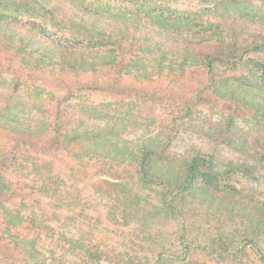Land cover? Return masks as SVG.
I'll list each match as a JSON object with an SVG mask.
<instances>
[{"label": "rangeland", "instance_id": "1", "mask_svg": "<svg viewBox=\"0 0 264 264\" xmlns=\"http://www.w3.org/2000/svg\"><path fill=\"white\" fill-rule=\"evenodd\" d=\"M41 1L53 7L55 17L62 24L61 28H58L51 18H43L32 11L15 10L10 4L0 1V16L7 18L16 16L20 23L14 24L13 28H17V32L12 30L11 39L0 36V81L7 91L5 95H0V106L9 99L10 103L15 104L14 102L23 97L33 98L29 93L38 87L42 90V94L37 100L42 99L44 103L41 101L40 109L24 111L22 115L28 117V120L35 118L43 121L51 130L57 129L59 125L64 130L77 127L76 123L69 120L74 118L73 108L78 100L103 105L108 109L128 111L127 115L132 114L133 120H137L136 125L132 122L127 127L125 124L115 122L113 127L119 130L115 136H120L127 142H136L143 138L147 140L152 137L163 140L167 154L172 158L167 162L158 159L154 164H150L151 174H158L162 170L159 176H166L168 171L172 173L176 170L180 171L178 175H182L187 170L182 163L183 160L190 162L197 157V152H201V158L206 161L209 159L205 155L214 156L216 161L209 162L226 175L221 187H218L216 182L208 183V180L204 179L213 166L204 164L199 167L196 184L172 197L166 186L155 181L142 182L132 171L133 167H129L124 172L123 166H110L106 161L102 162L96 157L84 160L85 163H82V160L76 159L72 147L66 143L64 145L53 143L51 149L44 154L33 151L24 144L23 139L0 131V176L11 186L7 194L0 196V207L5 208L8 214H17L19 218L25 217L26 222L32 219L29 215L33 213L34 217L40 218L39 204L42 201L46 203L41 196V182L37 180L33 183L36 185L31 191L28 189L20 191V184H32V182L24 177L23 169L10 166L13 160L20 158L25 145L30 157L26 160L37 158V163H44L48 168L52 176L50 190L54 192L55 189H52L51 185L58 184L57 190L62 189L64 192V202L62 205H56L60 210L55 206L59 198L56 195L55 198L50 197L48 212L52 218V228L56 233L66 232L73 239L77 238L78 242L86 243L89 253L92 254V258L88 260L91 264H154L157 259H159L158 264H262L258 256L244 243V237H252L264 250V235L260 236L255 231H251L245 221L240 222L236 217L227 216L229 206L225 201L206 203L202 200L203 191L207 192L208 189L217 194L233 196L249 205H253L256 201L261 202L258 201L259 198L264 200V167L261 163L238 154L226 147L219 139L215 140L207 135L211 133L208 128L210 125L226 122L230 105L225 97H219L215 93L202 102H195L192 109L182 106L187 102L186 90L197 80L195 75L187 77V83L181 80L177 82L176 78L168 75H157L140 82L125 76L115 85L119 90H114L116 87L111 86L97 90L90 81L81 80L80 85L72 92H67V88L62 91L61 87L65 84H58L56 81L68 82L69 79L65 76L52 77L46 73L23 69L22 54L16 51L19 45L25 46L27 51L34 50L39 45L38 41L42 39L40 32L51 36L57 34L62 40L73 42L75 37L70 32L72 30L70 21L78 22L74 17V14L76 15L74 9L66 3L55 0ZM74 1L92 10H100L108 14L126 17L164 15L176 23L180 21L183 12L195 11L201 3V0ZM245 6L248 10L264 12V4L257 0H251ZM1 24L4 28L12 29L4 22ZM246 70L254 71L250 66L239 67L235 69L234 77L240 73L247 74ZM259 76L264 78V73ZM218 79L221 80L220 77ZM16 81L19 91L9 97L10 89ZM86 84L90 87L85 88ZM181 85L184 88L178 92ZM196 87L197 84L192 86L193 89ZM147 92L153 95L144 96ZM255 93L259 97L263 95L260 91ZM173 94L178 95L176 100ZM63 96L67 98L65 102L62 101L61 106H58L56 100ZM80 117L84 124L98 128L106 124L111 126L114 121L108 120L106 123L83 115ZM234 123L248 134L252 146L257 136H264V127L256 118L248 121L247 117L241 116L235 118ZM5 134L7 136L4 138ZM9 136L13 139H9ZM112 144L119 146L122 141L114 138ZM125 156L129 159L133 155ZM1 157H6L5 160H10V163L1 162ZM151 157L155 159L154 155ZM32 164L33 160L25 165L31 168ZM231 164L243 165L249 168V172L229 174L225 166ZM116 170L122 174L112 177ZM27 177L32 178V175ZM198 188L202 189V194L197 190ZM238 190L239 193H236L235 191ZM54 193L60 194L57 191ZM118 206L125 208V214H128L124 222L118 221L115 215ZM138 217L141 221L134 222ZM12 228L16 235L35 239L37 249L43 257L50 260V264H73L74 258L66 253L69 249H60V246L48 237L37 238L38 233L32 227L24 224ZM20 256L16 246L8 244L0 235V264H24Z\"/></svg>", "mask_w": 264, "mask_h": 264}, {"label": "trees", "instance_id": "2", "mask_svg": "<svg viewBox=\"0 0 264 264\" xmlns=\"http://www.w3.org/2000/svg\"><path fill=\"white\" fill-rule=\"evenodd\" d=\"M0 1L10 4V7H14L15 10L32 11L43 18H51L58 28L62 26L55 17L53 7L41 0ZM55 1L66 3L74 9L76 13L74 17L78 22L70 21L72 24L70 32L74 34L75 38L73 42H70L57 37V34L51 36L40 32L42 39L41 42L38 41L39 45L34 50L27 51V48L21 45L16 48V51L22 54L23 69L46 73L52 77L65 76L69 79L68 82H56L65 84L61 88L62 91L67 88V92L77 89L81 80L90 81L97 90L110 86L116 87L114 90H119L115 85L119 84L118 81L125 76H130L140 82L147 81L157 75H168L171 78H176L177 82L181 80L187 83L186 78L195 75L197 80L193 83L197 84V87L193 89L194 84H191L192 86L186 90L187 102L182 106L192 109L195 102H202L207 99L206 97L215 93L219 97H225L224 99L230 105V113L226 122L225 124L210 125L208 128L211 133L209 132L207 135L215 140L219 139L225 143L226 147L254 162L261 163L264 167V136H257L255 144L252 146L248 134L234 123L235 118L243 116L247 117L248 121H253L256 118L258 123L264 127V78L259 76L264 73V12L248 10L245 5L249 4L251 0H201L197 10L183 12L177 23L172 22L164 15L126 17L92 10L74 0ZM143 1L147 2V0ZM149 1L160 2L161 0ZM257 1L264 4V0ZM206 4L209 5L206 7L204 6ZM17 19L16 16L14 18L0 16V36L11 39L12 30L17 32V28H13L14 24H20ZM2 22L12 29L2 27ZM35 53L37 55H34ZM245 66H250L254 71L246 70L247 74L240 73L234 77L235 69ZM219 77L221 80L218 79ZM2 86L3 82L0 81L1 96L7 92ZM18 87L16 81L10 89L9 97L19 91ZM86 87L90 86L86 84ZM183 88L184 86L181 85L178 92ZM255 91H260L263 95L259 97ZM41 92L42 90L37 87L29 93L33 98L23 97L14 102L15 104L10 103L9 99L7 103L0 106V131L23 139L24 144L33 151L46 154L53 143L56 145L66 143L72 147L76 159L82 160V163L96 157L100 158L102 162L106 161L110 166H123L124 172L129 167H133L132 171L142 182H158L170 190L172 197H176L183 190L196 184L200 166L205 164L212 167L213 164L209 161H216L212 155H205L209 161L203 160L201 152H197V157L190 162L183 160L182 163L187 170L182 175H178L180 171L176 170H173L172 173L168 171L166 176H159L162 170L158 174H151L150 164H154L158 159L167 162L172 158L167 154V147L162 142L163 140L152 137L147 140L143 138L136 142H127L120 136H115L117 135L115 133L119 131L113 127L115 122L125 124L127 127L132 122L136 125L137 120H133L132 114L127 115L128 111L116 108L108 109L103 105L78 100L73 108L74 118L69 120L76 123L77 127H73L72 130H64L59 125L57 129L51 130L50 126L43 121L35 118L28 120V117L22 115L25 113L24 111L31 112L40 109V104L44 103L42 99L37 100L42 94ZM151 95L153 94L147 92L144 96ZM172 96L176 100L178 95L173 94ZM66 98V96L58 98L57 105L61 106L62 101ZM257 98H259L258 101ZM110 113L113 115L111 116ZM82 115L106 123L108 120L114 121L111 126L106 124L102 128L91 127L90 124L82 122L80 117ZM60 116L58 115V117ZM173 132L175 133L176 130ZM6 136L5 134L4 138ZM114 138L121 140L122 144L119 146L112 144ZM9 139L13 138L9 136ZM25 145L20 158L13 160L10 166L23 169L24 177L29 179L27 181L32 182V184H20V188L18 187L20 191L24 189L31 191L36 185L33 183H36L37 180L41 182V196L46 201L45 204L43 201V204L42 202L38 203L39 209H41L39 216L42 219L34 217L33 213L29 215L32 219L26 222L25 217L19 218L17 214H8L5 208L0 207L1 237L5 238L8 244L16 246L22 263L50 264V260L40 254L35 239L19 236L13 232L12 226L25 224L38 233L37 238L46 239L48 237L52 242H56L60 249H69L66 253L74 258L73 264H91L88 260L92 258V254L89 253L86 243L78 242L77 238L73 239L66 232L56 233L52 228V218L48 212L50 197L55 198L56 195L59 199L55 206L62 205L64 192L62 189L57 190L58 184H52L51 187L55 189L54 192L57 191L60 194H55L50 190L52 176L44 163H37V158L32 159L31 168H27L25 164L31 163L32 160H26L30 157H28L29 150L25 148ZM126 154L133 156L127 159ZM151 155H154L155 159ZM5 158L1 157V162L5 161V164H9L10 160H5ZM215 167L209 169L207 175L205 174L207 178L204 180H208V183L216 182L218 187H221L226 173L222 172L220 168L215 169ZM225 168L229 174L249 172V168L240 164H231ZM260 170L259 168L258 171ZM30 174L32 178L27 177ZM121 174L116 170L112 177H118ZM10 190V184L0 176V196L7 194ZM197 190L200 194L204 192L202 200L206 203L225 201L229 206L227 216L236 217L240 222L245 221L251 231H255L260 236L264 235L263 199L259 198L258 201L261 202L256 201L253 205H249L233 196L217 194L209 189L207 192H202L201 188ZM239 191L235 192L239 193ZM238 197L241 198V196ZM66 201L65 203H67ZM57 209L60 210L58 207ZM116 209L118 212L115 215L118 221H126L128 217V214H125L126 209L119 206ZM236 211L238 213H235ZM129 217L132 219L130 215ZM140 221L139 217L134 219V222ZM244 243L264 264V250L259 244L255 243L250 236L244 237ZM88 253L89 255L86 257ZM158 263L159 259L154 261V264Z\"/></svg>", "mask_w": 264, "mask_h": 264}]
</instances>
